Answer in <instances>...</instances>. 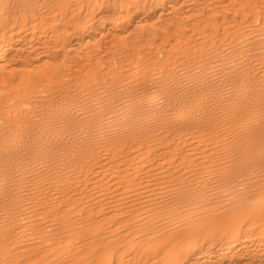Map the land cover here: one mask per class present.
<instances>
[{
	"label": "bare ground",
	"instance_id": "obj_1",
	"mask_svg": "<svg viewBox=\"0 0 264 264\" xmlns=\"http://www.w3.org/2000/svg\"><path fill=\"white\" fill-rule=\"evenodd\" d=\"M0 264H264V0H0Z\"/></svg>",
	"mask_w": 264,
	"mask_h": 264
}]
</instances>
